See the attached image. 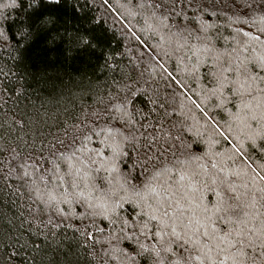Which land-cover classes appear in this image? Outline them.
Returning <instances> with one entry per match:
<instances>
[{"label":"snow or ice","instance_id":"1","mask_svg":"<svg viewBox=\"0 0 264 264\" xmlns=\"http://www.w3.org/2000/svg\"><path fill=\"white\" fill-rule=\"evenodd\" d=\"M87 3L0 0V264H264V39L218 46L181 0H142L203 99L158 62L177 93L137 108L138 65L119 69Z\"/></svg>","mask_w":264,"mask_h":264},{"label":"trees","instance_id":"2","mask_svg":"<svg viewBox=\"0 0 264 264\" xmlns=\"http://www.w3.org/2000/svg\"><path fill=\"white\" fill-rule=\"evenodd\" d=\"M141 2L142 0H109V4L105 5L103 0H88V3L84 5V12L89 18L95 17L100 21L92 27L95 28L96 35L110 45V50L119 54L117 64L120 70L127 72L132 66L138 65L135 70L137 79L140 82V89L147 95L138 99L137 108L141 107V100L147 101L149 98L167 100L168 103H171L177 93L178 86L171 80L165 79L166 74L161 75L163 70L159 67L158 62L163 63L177 80L184 81L185 88L183 90L200 102L203 97L195 95L200 89L195 82L186 79L182 65H178L175 58L165 56L161 48L157 46L159 36L153 35L148 30L150 23L148 17L151 10L138 7ZM250 2L255 11L245 6V0H194L192 9H189L186 0H181V4H178L177 8L182 6L185 12L193 16L191 20L185 17L183 23L197 29H206L207 35L212 37L218 46H227L248 39L238 34L237 30L248 31L264 39V33L258 31L259 28L264 27L260 23V16L264 14V11L259 7L261 0H250ZM0 56L11 62L10 50L0 52ZM141 70H144L142 77L139 76ZM180 99L184 98L180 97ZM184 102L187 105L185 112L191 109L196 120H199V125H205V119L195 109L192 101L185 100ZM202 106L212 109L213 102L205 101ZM211 115L230 137L236 136L235 132L227 131L228 124L225 123L229 120L227 112L215 109ZM175 119L180 120L182 117L178 115ZM188 123L192 124L193 120L189 119ZM201 130L203 131V128ZM190 135L195 137V129ZM217 138L221 140L222 146H227V142L220 137ZM200 144L203 145L204 141H200ZM259 156V153L251 155L250 162H254V166L264 159L258 158ZM127 210L131 211L130 208Z\"/></svg>","mask_w":264,"mask_h":264}]
</instances>
